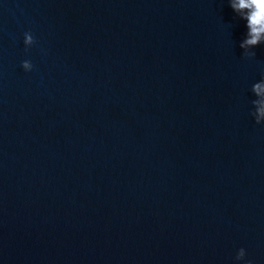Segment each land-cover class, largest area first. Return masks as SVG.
I'll return each instance as SVG.
<instances>
[{
    "label": "clouds",
    "instance_id": "clouds-1",
    "mask_svg": "<svg viewBox=\"0 0 264 264\" xmlns=\"http://www.w3.org/2000/svg\"><path fill=\"white\" fill-rule=\"evenodd\" d=\"M230 7L238 16L245 20L247 35L241 42L240 47L245 50L243 53L246 57H252L254 52H249L248 49L260 45L264 42V0H229ZM24 36L27 38L25 43H32L31 33L26 32ZM25 70L31 71L33 68L29 60L22 62ZM262 78L260 82L252 85L251 91L256 97L252 101L253 111L251 115L254 117L257 124L264 123V68L261 69ZM246 255L245 249L240 248L235 257L236 261L244 260ZM246 264H252L247 261Z\"/></svg>",
    "mask_w": 264,
    "mask_h": 264
}]
</instances>
